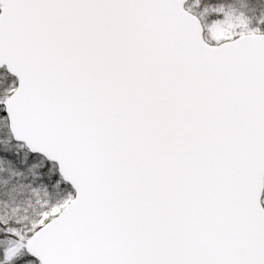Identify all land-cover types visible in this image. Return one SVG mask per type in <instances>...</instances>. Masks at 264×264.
Returning a JSON list of instances; mask_svg holds the SVG:
<instances>
[{
    "label": "snow or ice",
    "instance_id": "6c2138e0",
    "mask_svg": "<svg viewBox=\"0 0 264 264\" xmlns=\"http://www.w3.org/2000/svg\"><path fill=\"white\" fill-rule=\"evenodd\" d=\"M0 264H264V0H0Z\"/></svg>",
    "mask_w": 264,
    "mask_h": 264
}]
</instances>
